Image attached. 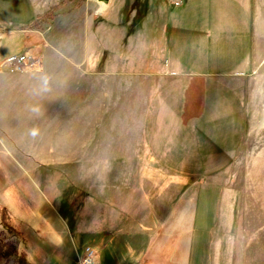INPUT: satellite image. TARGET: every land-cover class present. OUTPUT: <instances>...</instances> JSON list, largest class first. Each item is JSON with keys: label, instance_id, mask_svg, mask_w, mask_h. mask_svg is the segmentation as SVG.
Listing matches in <instances>:
<instances>
[{"label": "crops", "instance_id": "1", "mask_svg": "<svg viewBox=\"0 0 264 264\" xmlns=\"http://www.w3.org/2000/svg\"><path fill=\"white\" fill-rule=\"evenodd\" d=\"M60 1L0 0V62L24 50L44 61L41 71L0 69V165H17L21 174L29 177L33 193L26 207L28 215L35 217L37 208L39 212L38 165L62 170V165L86 164L90 162L87 147L94 144L100 150L93 162L104 168L94 174L92 182L82 176L80 181L83 192L93 195L109 214L94 217L93 223L85 220L75 231L66 225L74 252L90 246L100 264H264V212L249 223L242 214L237 219L227 218L229 193L208 182L216 179L218 171H230V165L249 156L250 144L264 137V0H177L180 5L171 13L162 6L165 1L174 2L149 0L158 16L157 26L168 30L163 32L162 28L155 39L143 34L133 39L136 30L126 36L129 46L120 73L112 70L114 57L121 50L119 38L124 37L119 22L125 0H85L75 8L66 0L55 11L60 14L42 23L39 16ZM36 21L40 27L33 26ZM104 27L116 37L112 46L101 40L108 32ZM15 35L22 37L18 49H6V40ZM150 46L162 54L157 73L180 82L183 91L175 136L168 147L175 164L172 173L167 174L162 166L170 162L166 151L154 150L158 110L149 111L151 123L137 135L142 162H154L162 171L152 176L134 174L131 154H102L117 148L119 141H124L126 148L133 147V125L100 126L105 113L101 102L87 107L91 95L79 97L87 74L107 73L115 80L120 75V82L123 78L127 82L137 58L140 66H145L141 56ZM106 50L109 58L102 72L98 58L101 60ZM73 101L77 102L71 107ZM260 157L253 162L263 163L264 154ZM198 158L202 164L216 165L198 176ZM187 170L191 171L181 173ZM153 176L174 180L167 187L169 194L173 192L172 202L166 203L168 214L157 221L150 217L149 206L143 204ZM11 177L5 180L0 176V203L8 205L17 218L21 214L16 215L14 204L20 206L23 200ZM183 178L196 181L182 188L181 181L175 179ZM22 209L18 212L23 214ZM133 213H137L135 217ZM25 221L20 224L31 247L25 248V240L19 244L31 255L29 262L45 259L44 264L53 263L57 258L53 228H48L47 221L32 224L30 220V225Z\"/></svg>", "mask_w": 264, "mask_h": 264}, {"label": "rangeland", "instance_id": "2", "mask_svg": "<svg viewBox=\"0 0 264 264\" xmlns=\"http://www.w3.org/2000/svg\"><path fill=\"white\" fill-rule=\"evenodd\" d=\"M169 1L175 3L177 0ZM150 5L151 6L147 5L145 7L139 23L136 24V31L138 32L134 34V37H132L133 39H136L138 36L140 37L141 34H143L144 37L155 39V35H157L159 31L161 32L162 28H164L162 25L157 26L158 16L154 9L155 7L153 4ZM179 5V2L171 5L165 1L164 5L161 6L167 11L166 13H171L175 7H178ZM64 7L62 9H64ZM23 21L25 22L27 19H23ZM104 28H107L108 32L102 35L101 40L108 47L112 46V40L116 37L109 32L111 30L109 27ZM167 28L168 27H165L163 32L168 30ZM118 37L119 34L117 35V39ZM21 38V36L15 35L14 37L7 39L6 49L17 50ZM125 40L126 38L123 36L119 38L118 46L121 50H119V52H117V56L114 57L115 65L113 64V66L115 67H113L112 71L117 73L121 72L123 59L128 51L127 47L129 46V42L127 41V43H125ZM136 45L135 41V43H133V51L136 50ZM152 45L154 46V44ZM153 46L147 47L141 56L145 65L143 67L140 66V61L136 57L138 54L135 52L137 64L135 67L131 68V71L128 72L127 82H125V78H123L124 80L121 83L120 75H117V80H115L114 75L111 77L107 73L101 76L87 74L86 82L81 86L79 92L80 98L88 96L89 94L91 95V98L86 101L87 107H93L95 103L99 104V102H101V106L104 108L105 113L100 119V126L106 125L107 127L112 126L113 128H119L121 125H125L126 123H131L133 125V147L126 148L123 146L124 141H119V146L117 148L107 149L106 151L103 149L105 152H102V154L108 155L110 153L113 155L117 154L119 156L131 154L130 156H133L134 159L131 170H133L135 175L149 173L152 176L155 172H162L157 168L159 165L153 164L154 162H151V164L142 162V149L139 147L140 141L137 137V135L142 134V130L146 131L148 122L151 123L148 113L154 109L160 112L157 116L159 125L156 141L154 142V150L158 152L166 151L170 162L162 164V166L167 174L170 172L172 173V170H174L175 167V164L172 161L173 158L171 159L172 150L168 149V147L171 145L175 136L176 129L174 124L178 111L180 110L181 98L183 96V91L180 90L182 89V84L179 85L180 82L175 83L172 79L166 80V78H163V74L159 75L157 73L160 70L159 65L163 62L162 54L160 51H154ZM108 52L106 50V52L102 53L101 60L98 58L99 63L102 66V72L106 71L104 64L107 63L109 58ZM88 79H90V82L92 83L91 86L88 84ZM179 91L180 93L177 94ZM76 102L77 101H73L71 103V107ZM125 111L131 115H128L127 117L124 115L127 114ZM100 126L97 127V132L99 131ZM259 139V143L254 141L250 144L251 149L249 156H247L244 160H241L239 163L230 165L231 168L228 167L230 168V171H227L228 168H226L227 172L218 171L215 176L216 179H210V181L208 180V182H212L215 186L221 187L223 191L226 190L229 193L226 200L227 209L225 208L227 211V218L229 216L230 219H237L242 214L241 218H245V220L249 223L253 219L258 218V215L260 216L264 212V162H253L254 160L262 159L260 155L264 154L263 148L259 146L262 145L264 147V137H260ZM99 150L100 149L94 148V144H91L86 150L87 159L90 162H87L86 164L70 163L64 166L62 165L60 166L62 170H57V168H44L38 165L41 173L37 176L41 188V193H39L38 197H40L41 200L38 198L39 212L37 208V214L35 217L28 215L29 212L26 210V207L29 205L28 199L33 193L29 177L26 174H21L17 165H0V176H4L5 180L12 176L11 180L17 184L19 190L23 191L19 194L18 190V195H21V197H18L23 200L20 203V206L13 203L17 211L16 215L18 216V214H21L16 218L17 222L23 225L25 221L24 218H28L29 221L31 220L32 224L37 222L40 223L42 221L46 223L47 221L48 228H53L55 232L54 235H51L52 239H54L52 245L55 250H53V253H55L57 258L51 264L72 263L69 260L71 250L73 249V245L70 240L72 235H67L66 225L71 231H75L79 223L88 219H90V223H93L94 217H105L106 214H109L105 211L107 210L105 208L106 206H101L97 201H95L93 195H87V193L83 192L84 184L80 181L82 176V178L85 177L87 180L92 182L94 174L100 172V168H104V165H99L98 163L95 164L93 162V156L95 154H99ZM150 150L152 156H157L153 153V149ZM199 159L200 158H198V164L196 167L198 176H201L203 171L205 172L211 166L216 165L208 163L202 164ZM106 166L108 168L109 166L111 167L109 164ZM192 166L194 167L195 164H192ZM188 171L191 170H187L185 172L182 171L181 173L185 175ZM42 174L43 178L41 176ZM156 177L158 178L160 176L156 175ZM152 178H154V180H152L153 185H150V191L147 193V198L144 200L143 204H147L149 206L150 217L154 218L156 221L159 219L163 220L168 214L167 209L169 207L166 203L169 201L172 202L171 200L173 199V192L169 194L170 190L168 191L167 187L171 185L174 180H158L155 176ZM175 180L176 182L181 181V185L183 186L182 188H184L185 184L187 185L190 184V182L196 181L195 179L184 178L182 180ZM199 180L200 179L198 178L197 182H200ZM33 200L35 202L34 196ZM158 204L161 205L160 210L158 208ZM7 206L8 205H6V207ZM8 209L13 215L15 214L11 208ZM20 209L24 211L23 214L18 212ZM136 214L137 213H133L132 215L135 217ZM233 215L235 217H233ZM20 216L23 217V220ZM262 218H264V213L262 214ZM29 221L26 220L25 223L28 224L30 223ZM1 227L3 228L2 225ZM46 231L47 230L44 232ZM0 239L2 241H16V238L14 236H10L4 228L3 231L0 230ZM20 242L21 240H18L16 252H12L7 258H1L0 264H15L14 261L23 255L27 261L30 259L32 260L31 255H29L26 250L21 248V245L19 244Z\"/></svg>", "mask_w": 264, "mask_h": 264}, {"label": "trees", "instance_id": "3", "mask_svg": "<svg viewBox=\"0 0 264 264\" xmlns=\"http://www.w3.org/2000/svg\"><path fill=\"white\" fill-rule=\"evenodd\" d=\"M66 0H61L56 6H54L51 10L39 16L42 23L47 24L49 20L61 12H55L59 6H62ZM71 2V8H75L80 6L85 0H68ZM149 0H125L122 10H121V20L119 22V26L124 32V37L133 34L136 30V24L139 23L142 14L144 13L145 7L148 5ZM33 26L40 27L37 21L34 22ZM0 224L3 226L4 230H6L10 236H14L16 241H2L0 239V259L7 258L11 255L12 252H16L18 240H25V248L28 249L31 247L30 243H28V238L24 236L21 224L17 222V219L12 215L9 211L8 207L0 203ZM154 230H151V233ZM28 237V234H27ZM74 250H71L70 261L71 264L77 263V256ZM15 264H32L26 260L25 257H18L15 261ZM45 259H39V261L35 264H44ZM61 264V263H59Z\"/></svg>", "mask_w": 264, "mask_h": 264}, {"label": "built area", "instance_id": "4", "mask_svg": "<svg viewBox=\"0 0 264 264\" xmlns=\"http://www.w3.org/2000/svg\"><path fill=\"white\" fill-rule=\"evenodd\" d=\"M43 67V58L34 55L29 50L11 54L0 62V69L9 72L41 71ZM95 255V250L89 246L80 252H76L78 264H99L95 260Z\"/></svg>", "mask_w": 264, "mask_h": 264}, {"label": "bare ground", "instance_id": "5", "mask_svg": "<svg viewBox=\"0 0 264 264\" xmlns=\"http://www.w3.org/2000/svg\"><path fill=\"white\" fill-rule=\"evenodd\" d=\"M85 248V247H84ZM95 257H96V255H95ZM95 260H96V258H95ZM97 261V260H96ZM98 262V261H97ZM99 263V262H98ZM100 264V263H99Z\"/></svg>", "mask_w": 264, "mask_h": 264}]
</instances>
